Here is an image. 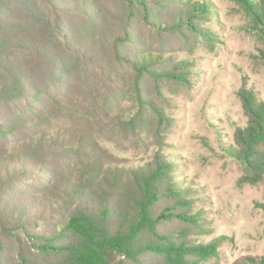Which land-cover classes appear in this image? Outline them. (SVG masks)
Listing matches in <instances>:
<instances>
[{"label":"rangeland","instance_id":"rangeland-1","mask_svg":"<svg viewBox=\"0 0 264 264\" xmlns=\"http://www.w3.org/2000/svg\"><path fill=\"white\" fill-rule=\"evenodd\" d=\"M151 1L156 22L177 18L176 4ZM94 2L104 11L108 36L117 19L125 14V5L121 0ZM183 2L188 5L180 7L186 9L208 4L206 21L194 19L204 36L188 30L182 35L158 31L138 17L135 43H128L123 51L128 56L144 54L167 60L155 69L175 67L186 60V82L157 81L148 73L138 78L129 67L115 64L109 51V62L101 65V70L88 68L87 87L72 75L68 92L45 101L40 118L30 117L37 123L35 129L19 126L0 137V163L6 157L16 162L20 152L32 153L37 139L46 141V147L66 150L69 159L85 172L95 164L104 173L115 168L129 171L162 156L173 166L171 175L177 185L187 190L186 198L192 199L189 214L198 217L196 226L168 224L173 227L167 229L181 234L189 246L213 247L198 264H259L264 258V178L251 183L245 163L231 150L237 148L236 132L248 123L242 96L248 93L257 102H264V34L238 0ZM148 105L161 111V124ZM137 114L141 116L136 119ZM21 116L27 118V114ZM77 154L83 163L76 159ZM46 155L45 162L60 173L70 171L72 162L65 159L61 165ZM34 166L33 162L28 168ZM75 176L78 180L80 173ZM21 182V194L30 198V209L39 215L29 219L32 228L25 229H17L0 215V264H37L45 260L33 245L42 242L30 235L51 226L47 222L49 210L38 213L36 207L42 205L44 196L48 200L59 196V185L53 183L46 188L44 179L31 176ZM54 220L61 221V217L55 216Z\"/></svg>","mask_w":264,"mask_h":264},{"label":"trees","instance_id":"trees-1","mask_svg":"<svg viewBox=\"0 0 264 264\" xmlns=\"http://www.w3.org/2000/svg\"><path fill=\"white\" fill-rule=\"evenodd\" d=\"M80 1L0 0V137L19 126L35 129L33 119L40 118L45 101L68 92L72 75L87 87L88 68L101 70L100 66L109 62V51L115 64L129 67L138 78L148 73L157 81H187L189 72L183 70L186 60L175 67L155 69L167 60L144 54L128 56L123 47L135 43L138 17L158 31L182 35L188 30L204 36L195 20L206 21L208 4L186 9L182 8L188 5L184 0H156L179 7L177 18L156 22L150 10L154 1L121 0L125 14L117 19L112 33L105 36L104 11L94 0ZM238 2L264 34V0ZM137 83L135 89L143 104ZM242 105L248 123L236 132L237 148L231 153L245 163L249 181L256 183L264 178V102L246 93ZM148 108L161 124V111ZM21 114H27V118ZM45 142L37 139L32 153L20 152L16 162L6 157L0 163V215L17 229L32 228L29 219L39 215L30 209V198L21 194L22 178L44 179L46 188L53 183L59 185V196L52 200L44 196L43 206L36 207L38 213L49 210L47 222L51 225L30 235L42 242L33 244L45 257L37 264H198L213 251L209 245L189 246L181 234L167 229L173 227L168 224L196 226L198 217L189 214L192 199L186 198L187 190L177 185L171 175L173 166L162 156L129 171L115 168L104 173L95 164L85 172L69 159L66 150L46 147ZM46 154L61 165L62 161L72 162L70 171L60 173L47 164ZM75 157L84 162L80 154ZM29 161L34 162V168H28ZM77 172L80 180L74 178ZM55 216H60L61 221L54 220ZM258 263L264 264V258Z\"/></svg>","mask_w":264,"mask_h":264}]
</instances>
